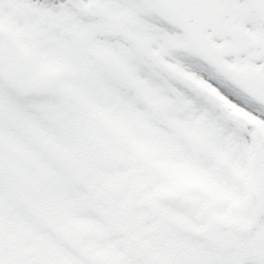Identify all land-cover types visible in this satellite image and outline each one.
<instances>
[{"label":"snow or ice","instance_id":"6c2138e0","mask_svg":"<svg viewBox=\"0 0 264 264\" xmlns=\"http://www.w3.org/2000/svg\"><path fill=\"white\" fill-rule=\"evenodd\" d=\"M0 264H264V0H0Z\"/></svg>","mask_w":264,"mask_h":264}]
</instances>
